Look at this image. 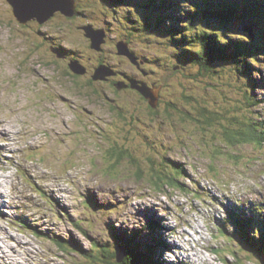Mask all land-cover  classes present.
<instances>
[{"label": "rangeland", "instance_id": "rangeland-1", "mask_svg": "<svg viewBox=\"0 0 264 264\" xmlns=\"http://www.w3.org/2000/svg\"><path fill=\"white\" fill-rule=\"evenodd\" d=\"M75 1L73 18L57 14L38 29L19 24L0 0V264H103L101 245L126 253L118 237L151 221L159 223L157 264H263L236 232L241 211L253 217L251 236L264 227V135L251 144L219 131L264 120V79L256 74L263 87L250 100L241 81L227 86L230 72L210 83L191 77L176 53V43L190 49L185 38L135 37L126 43L136 59L120 57L123 34L108 0ZM89 25L106 33L101 53L86 37ZM77 58L84 76L71 72ZM102 64L115 73L106 83L90 75ZM130 80L164 101L151 108L137 91L117 89ZM201 107L209 114L195 113ZM112 148L125 152L120 161ZM174 165L178 186L159 190L156 175Z\"/></svg>", "mask_w": 264, "mask_h": 264}, {"label": "trees", "instance_id": "trees-1", "mask_svg": "<svg viewBox=\"0 0 264 264\" xmlns=\"http://www.w3.org/2000/svg\"><path fill=\"white\" fill-rule=\"evenodd\" d=\"M178 1L108 0L106 5L114 14L119 15L118 31L123 34L119 40L126 43L128 40L130 42L137 40L134 39L135 37H145L146 41L160 38L171 45L174 42L173 39L181 41L185 38L190 46L189 50L178 51L181 46L176 43V53L185 57L183 60H179L180 64L178 62L182 70L192 69L191 77L208 81L207 83L217 79L222 80L224 74L230 72L235 81L232 84L227 82V86L233 88L234 83H238L239 80L249 89L247 97L250 100H253L254 97L256 99V89L263 87L258 82L256 74L259 73L264 79V0H249L248 2L246 0H183L184 7H181L177 3ZM76 11L79 13V9ZM31 27L39 29L42 26L32 25ZM247 28L252 29L254 39H251L250 34L245 31ZM37 34L39 39L44 38L45 41L51 37L49 34H40L39 32ZM166 38H171V40ZM53 49L66 58L67 52H64L63 49H58V47ZM135 55L137 56L136 53ZM145 62L148 63L149 58ZM90 75H92L91 72ZM125 77L129 78L126 74ZM127 84L130 85L129 82ZM163 101L158 99L157 107ZM182 102L184 101L182 100ZM258 103L255 101L253 105H258ZM205 109V107H201L200 111L197 109L195 113L202 112L203 114L204 112L208 115L209 112ZM210 114L216 116L215 118L218 117L219 120L224 119L221 112H210ZM206 123L211 126L213 120L208 118ZM245 123L242 129H233V126L231 129L228 123H224V130L219 132L225 135L227 140L234 138L244 143H257L258 133L264 135V120L254 117L249 123ZM259 128L262 130L260 131ZM141 135L142 133H138V137ZM112 149L114 156L120 161L119 158H122L125 152ZM121 149L127 148L121 147ZM181 174V166L174 165V171L172 170L171 174L156 175L155 186L159 190H163L165 186H178ZM242 214L245 215L246 221ZM252 218L241 211L239 217L241 223H238L240 232L236 233L241 238L243 246L245 244L249 252L251 251L264 264V227L255 236H251L249 229L252 225ZM157 229H159V223L151 221L148 222V226L143 232L126 233L118 237L116 241L126 250L122 261H118L117 249L111 251L99 243L100 251L105 259L102 260L103 264H157L154 259L159 246L154 244L155 238L152 235ZM57 241L61 248V243L66 247L71 246L67 241L61 239ZM162 244L165 242L162 241L159 245ZM86 256L90 260L100 261V258L94 255Z\"/></svg>", "mask_w": 264, "mask_h": 264}, {"label": "water", "instance_id": "water-1", "mask_svg": "<svg viewBox=\"0 0 264 264\" xmlns=\"http://www.w3.org/2000/svg\"><path fill=\"white\" fill-rule=\"evenodd\" d=\"M7 2L12 7L14 19L24 27L31 22H38L41 26L46 25L52 22L57 14H61L67 18H73L76 15L77 9V2H75V0H7ZM84 31L86 32L87 39L90 41V46L97 50V52H101L103 50V45L106 43L105 31L97 30L91 25L84 27ZM246 31L250 34L251 39H254L252 29L247 28ZM120 43H122V46L119 48L117 55L136 59L129 45L124 41ZM54 52L56 53L55 50ZM131 62L138 66L137 61ZM70 69L76 76H84L87 73V69L81 65L79 61L71 63ZM111 71L110 67L101 65L96 67L92 78L94 81H106L109 77L115 75V73ZM126 87L127 85L124 83L117 84V89L119 90L125 89ZM130 88L141 94V96L148 101L151 108L157 107L159 96L147 83L130 80ZM121 249H117L118 261H122L126 254L125 251Z\"/></svg>", "mask_w": 264, "mask_h": 264}, {"label": "flooded vegetation", "instance_id": "flooded-vegetation-1", "mask_svg": "<svg viewBox=\"0 0 264 264\" xmlns=\"http://www.w3.org/2000/svg\"><path fill=\"white\" fill-rule=\"evenodd\" d=\"M39 25V26H41L40 24H38V22L36 23V22H31V23H29L28 24V26L29 27H31L32 25ZM106 42H107V39H106ZM99 53H101V52H99ZM67 54V53H66ZM65 57L67 58L68 56L67 55H65ZM78 58H80V57H78ZM77 58V59H78ZM79 61V60H78ZM81 64H82V62H81ZM87 69V68H86ZM95 69H96V67H95ZM87 73H88V70H87ZM93 75H91V77H92ZM92 80H93V78H92ZM91 81V80H90ZM94 81V80H93ZM95 82H100V81H95ZM102 83H106V82H109V79L107 80V81H101ZM125 85H127V87L125 88V89H123V90H125V91H132V92H134L131 88H130V85L129 84H127V83H124Z\"/></svg>", "mask_w": 264, "mask_h": 264}, {"label": "bare ground", "instance_id": "bare-ground-1", "mask_svg": "<svg viewBox=\"0 0 264 264\" xmlns=\"http://www.w3.org/2000/svg\"><path fill=\"white\" fill-rule=\"evenodd\" d=\"M81 63V62H80ZM12 183H14L13 181H12V179L10 180ZM4 183H7V181L6 180H3V181H0V185L1 186H3V187H5V185H4ZM13 186V185H12ZM3 198H6V196L3 194V192H1V194H0V204L1 205H3V201H1ZM29 205H30V203H29ZM10 208V207H9ZM236 208V207H235ZM2 209V208H1ZM233 212V211H232ZM11 220V219H10ZM223 222H225V221H223ZM222 222V223H223ZM185 236V235H184ZM1 260V259H0ZM186 261V260H185ZM183 262V261H182ZM181 262V263H182ZM14 263V262H13Z\"/></svg>", "mask_w": 264, "mask_h": 264}, {"label": "clouds", "instance_id": "clouds-1", "mask_svg": "<svg viewBox=\"0 0 264 264\" xmlns=\"http://www.w3.org/2000/svg\"><path fill=\"white\" fill-rule=\"evenodd\" d=\"M80 62V61H79Z\"/></svg>", "mask_w": 264, "mask_h": 264}]
</instances>
